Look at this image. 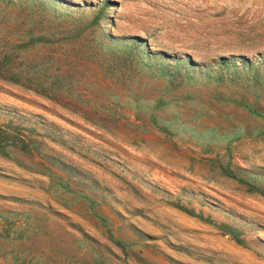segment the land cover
Here are the masks:
<instances>
[{
  "label": "rangeland",
  "instance_id": "obj_1",
  "mask_svg": "<svg viewBox=\"0 0 264 264\" xmlns=\"http://www.w3.org/2000/svg\"><path fill=\"white\" fill-rule=\"evenodd\" d=\"M0 264H264V0H0Z\"/></svg>",
  "mask_w": 264,
  "mask_h": 264
},
{
  "label": "trees",
  "instance_id": "obj_2",
  "mask_svg": "<svg viewBox=\"0 0 264 264\" xmlns=\"http://www.w3.org/2000/svg\"><path fill=\"white\" fill-rule=\"evenodd\" d=\"M116 244L119 245V247H122V249H123V246L120 242H116Z\"/></svg>",
  "mask_w": 264,
  "mask_h": 264
}]
</instances>
